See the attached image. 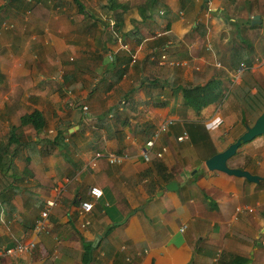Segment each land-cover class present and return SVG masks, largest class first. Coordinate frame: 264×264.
I'll list each match as a JSON object with an SVG mask.
<instances>
[{
	"label": "crops",
	"instance_id": "crops-1",
	"mask_svg": "<svg viewBox=\"0 0 264 264\" xmlns=\"http://www.w3.org/2000/svg\"><path fill=\"white\" fill-rule=\"evenodd\" d=\"M163 1L151 19L137 10L134 38L124 41L112 15L103 31L75 15L72 0H0V139L13 126L27 137L21 117L37 108L47 120L30 164L23 144L10 171L17 178L0 173V193L16 191L0 206L2 246H12L0 264H222L223 251L264 264V180L205 166L264 111V24L255 22L264 0ZM104 4L95 15L110 12ZM214 79L223 99L191 107L184 89ZM166 120L146 161L141 150ZM60 133L62 143L43 153ZM228 164L264 177V134ZM171 181L177 191L160 188ZM91 186L103 194L83 213Z\"/></svg>",
	"mask_w": 264,
	"mask_h": 264
},
{
	"label": "trees",
	"instance_id": "trees-1",
	"mask_svg": "<svg viewBox=\"0 0 264 264\" xmlns=\"http://www.w3.org/2000/svg\"><path fill=\"white\" fill-rule=\"evenodd\" d=\"M76 12L75 15H83V16H90L95 18L97 21H101L103 25H105V19L101 16H97L94 14L89 6L85 5L81 0H72ZM37 4H33L31 9L34 10ZM38 6V5H37ZM166 3L163 0H146L143 3H139L137 5V10L140 17L143 20H148L153 18L159 13V9L166 7ZM104 7L108 8L110 12H112V16L115 20L113 25L114 29L120 34V36L126 41V39L131 37L133 40V36L131 29L126 28V13L129 10L128 6H125L121 3H118L116 0H108L104 4ZM134 34V33H133ZM140 38L135 37V44L140 42ZM134 41H133V45ZM225 85L220 82V80H210L205 85L201 86H189L186 87L183 91L184 97L186 102L193 108L200 110L201 108L211 104V103H218L223 99L224 96V89ZM96 129H93L92 133L98 132L101 125H104L106 122L105 114L103 116H99L97 119H92L91 121ZM21 124L22 125H29V135H26L21 131L18 130V127L13 126L9 132V135L4 140L0 139V173L5 177H10L16 179L18 174L15 172L14 174H10L11 168L13 166V157L16 152L19 151L20 147L25 144L30 151V157H28L27 162L30 164L32 161V156L34 153V149L38 147L39 143H42L40 138H36L39 136V133L42 129L46 126L47 120L44 116L43 112L40 109H35L31 113H25L21 117ZM91 124V123H90ZM97 130V131H96ZM150 133H148L149 135ZM46 148L40 149L43 153H50L53 147H56L60 143H62V135L61 133L57 135L52 141H43ZM26 168L25 176L28 175L34 176L31 168L29 165ZM161 189L165 188V185L160 187ZM16 191L14 190L13 186H10L9 189L4 190L0 193V206L4 205V202L10 204V200L12 195ZM4 235V231L2 228L1 222V213H0V254L6 252L8 247H12L11 245L2 246V236ZM92 245H87V250ZM218 260L222 264H248V260L237 254L229 253L223 251L221 256H219ZM151 264H157L154 259L151 260Z\"/></svg>",
	"mask_w": 264,
	"mask_h": 264
},
{
	"label": "water",
	"instance_id": "water-1",
	"mask_svg": "<svg viewBox=\"0 0 264 264\" xmlns=\"http://www.w3.org/2000/svg\"><path fill=\"white\" fill-rule=\"evenodd\" d=\"M255 22L264 24V18L261 19L259 15H256ZM262 134H264V111L255 120L254 123H252L251 125H246V130L235 141L230 143L225 149L207 158L205 161L206 168L209 171H220L229 175L243 177L252 182H259L261 180H264V177L258 174H254L247 169L232 167L228 164V160L237 153V150L241 145L253 140L255 137ZM193 173H195V171H193ZM178 187L179 184L177 181H171L166 185L165 189L173 191ZM163 192L164 190H161L159 192V195H161Z\"/></svg>",
	"mask_w": 264,
	"mask_h": 264
},
{
	"label": "built area",
	"instance_id": "built-area-1",
	"mask_svg": "<svg viewBox=\"0 0 264 264\" xmlns=\"http://www.w3.org/2000/svg\"><path fill=\"white\" fill-rule=\"evenodd\" d=\"M171 123H172L171 120H166L163 123H161L159 125V127L157 128V130L154 132L153 136L149 140L146 141V143H145L146 147L143 150H141V156L143 157V159H145L146 161H149V158H150L149 150H151L154 147L156 140H158L163 135V133L168 130V128H169ZM183 138H187V133L186 132L183 133L182 139ZM165 151H166L165 147H163L162 150L157 151L156 152L157 157H162L163 153ZM97 155H100V153H97ZM108 158L110 159L111 162H116V161L119 160V157L114 155V154L113 155H109ZM102 194H103L102 189L99 186H91L90 189H89V195H90V197L92 199H86V200H83V201L80 202L81 212L84 213V212L90 211L93 208V206H94L93 199L100 198L102 196ZM54 203L55 202L53 200H48L47 201V207L42 213L43 217H46L48 215L49 208L52 205H54ZM217 260H218V258H217Z\"/></svg>",
	"mask_w": 264,
	"mask_h": 264
},
{
	"label": "rangeland",
	"instance_id": "rangeland-1",
	"mask_svg": "<svg viewBox=\"0 0 264 264\" xmlns=\"http://www.w3.org/2000/svg\"><path fill=\"white\" fill-rule=\"evenodd\" d=\"M66 1H68V4L70 3V0H66ZM81 1H83V3L85 4V5H87V6H89V8H91L92 10H93V8H94V11L96 12V13H99L100 11L99 10H97L98 8H99V5H102V3L104 4V3H106V1H108V0H81ZM118 3H126V4H128L129 6H130V9L128 10V12H127V14H129V16H130V18H131V24H128V26H127V28L129 29L130 27H132L133 25H136V27H137V19H136V17H135V15L137 14V9H136V7H137V5L139 4V3H143V2H145L146 0H116ZM101 3V4H100ZM102 12V11H101ZM109 13V14H108ZM104 12V10H103V12H102V14L100 15L99 14V16L101 17H104V18H107L108 19V17H111V15H112V12L110 13V12ZM109 15V16H108ZM77 17H79V16H77ZM90 21V20H89ZM89 23V22H88ZM101 25V24H100ZM107 26L106 25H102V28H103V31H105V30H107V28H106ZM108 36H109V34H107ZM84 40H89L88 39V37H85L84 38ZM87 44H88V41H87ZM87 44H86V46H87ZM108 44H110V42L109 43H107V45ZM120 45H122V43L120 42V40H118L117 41V43L115 44V46L116 47H114V48H118ZM110 47H108V49L109 48H111L112 47V45H109ZM91 47H92V45H90V46H88V47H86V53H85V56H88V54L89 53H93L92 52V50H91ZM106 52H107V50H106ZM168 131V130H167ZM184 132H186V131H184ZM187 133V132H186ZM189 138V136H188V133H187V139ZM5 139V138H4ZM4 139H2V140H4ZM184 139H186V138H183V140ZM186 139V140H187ZM159 176H166V170L164 171V172H162V171H160L159 170ZM159 185H161V184H159ZM138 188L139 189H141V187H140V184H139V186H138ZM179 188V187H178ZM178 188L176 189V190H173V191H177L178 190ZM156 196H159V192H157V194H156Z\"/></svg>",
	"mask_w": 264,
	"mask_h": 264
}]
</instances>
